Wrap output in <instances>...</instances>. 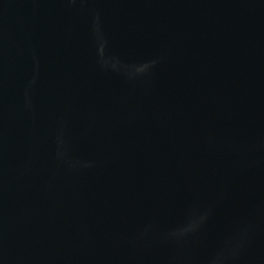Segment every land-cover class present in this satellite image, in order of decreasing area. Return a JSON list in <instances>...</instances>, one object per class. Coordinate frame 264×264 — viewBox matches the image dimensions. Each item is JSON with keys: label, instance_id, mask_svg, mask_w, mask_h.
Returning a JSON list of instances; mask_svg holds the SVG:
<instances>
[{"label": "water", "instance_id": "1", "mask_svg": "<svg viewBox=\"0 0 264 264\" xmlns=\"http://www.w3.org/2000/svg\"><path fill=\"white\" fill-rule=\"evenodd\" d=\"M0 264H264V0H0Z\"/></svg>", "mask_w": 264, "mask_h": 264}]
</instances>
